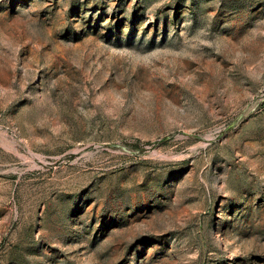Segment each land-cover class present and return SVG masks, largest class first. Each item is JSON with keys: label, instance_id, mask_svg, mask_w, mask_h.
I'll list each match as a JSON object with an SVG mask.
<instances>
[{"label": "rangeland", "instance_id": "374dc122", "mask_svg": "<svg viewBox=\"0 0 264 264\" xmlns=\"http://www.w3.org/2000/svg\"><path fill=\"white\" fill-rule=\"evenodd\" d=\"M0 264H264V0H0Z\"/></svg>", "mask_w": 264, "mask_h": 264}]
</instances>
